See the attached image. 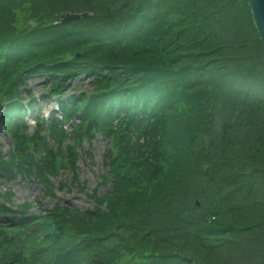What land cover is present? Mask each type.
<instances>
[{"label": "trees", "instance_id": "1", "mask_svg": "<svg viewBox=\"0 0 264 264\" xmlns=\"http://www.w3.org/2000/svg\"><path fill=\"white\" fill-rule=\"evenodd\" d=\"M0 129L1 188L54 196L70 171L94 202L36 210L1 190L0 264H253L258 243L264 264V45L247 0H0ZM99 139L107 189L89 193L78 160Z\"/></svg>", "mask_w": 264, "mask_h": 264}, {"label": "rangeland", "instance_id": "2", "mask_svg": "<svg viewBox=\"0 0 264 264\" xmlns=\"http://www.w3.org/2000/svg\"><path fill=\"white\" fill-rule=\"evenodd\" d=\"M30 84L31 86H33L37 96H40L42 93L45 92L43 86L35 85V82L34 83L31 82ZM42 106L44 107V110L47 111L48 109L51 108L52 105L50 103L43 102ZM0 139L3 141L5 149H7L11 143V140L9 137L8 138L4 137L1 130H0ZM105 146H106V142L102 140L94 142V144L92 145V152H91L93 155V159L91 160L89 157H86L85 155L82 156L81 158L80 161L81 170L79 172V179L81 182H87L88 191L94 190L95 188H99L98 185L100 183L99 175L103 171L102 154L104 152ZM70 182H71V174L65 173L60 178V183H63L64 185L69 184ZM9 187H12L13 190L15 191L16 203L35 200L40 204L37 205V208L39 209L48 208V207L51 208L54 206V203L57 201H60L62 203H69L71 205H77V206H85L88 204L90 207L93 205V202L89 201L86 198L85 194L82 193L77 188H71L70 191L68 190V188H66L65 190L57 189L56 198L53 199L52 197L45 196L42 187L39 184L24 183L17 185H9ZM105 191H106V187L99 189L100 193H104ZM259 248H260V244L258 243L256 244L254 250V254L256 257L253 261V264H260L261 262V254Z\"/></svg>", "mask_w": 264, "mask_h": 264}, {"label": "water", "instance_id": "3", "mask_svg": "<svg viewBox=\"0 0 264 264\" xmlns=\"http://www.w3.org/2000/svg\"><path fill=\"white\" fill-rule=\"evenodd\" d=\"M247 1L251 9L255 28L257 30L260 40L264 45V0H247ZM90 15L91 13L89 12H84V13L67 12L61 15V22H69L83 17H88Z\"/></svg>", "mask_w": 264, "mask_h": 264}]
</instances>
